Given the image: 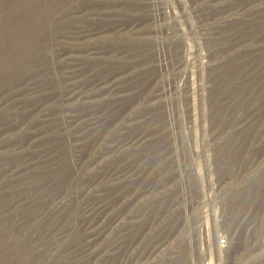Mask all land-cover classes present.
Listing matches in <instances>:
<instances>
[{"label": "rangeland", "instance_id": "obj_1", "mask_svg": "<svg viewBox=\"0 0 264 264\" xmlns=\"http://www.w3.org/2000/svg\"><path fill=\"white\" fill-rule=\"evenodd\" d=\"M0 264H264V0H0Z\"/></svg>", "mask_w": 264, "mask_h": 264}]
</instances>
